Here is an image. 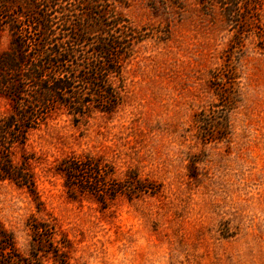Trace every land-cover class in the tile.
I'll use <instances>...</instances> for the list:
<instances>
[{
    "label": "rangeland",
    "instance_id": "1",
    "mask_svg": "<svg viewBox=\"0 0 264 264\" xmlns=\"http://www.w3.org/2000/svg\"><path fill=\"white\" fill-rule=\"evenodd\" d=\"M129 2L142 41L117 79L121 106L78 125L58 112L19 136L8 160L34 182L0 179V226L30 264H264V2L241 38L197 0ZM11 44L4 30L0 54ZM11 108L0 93V119ZM78 158L105 173L66 183Z\"/></svg>",
    "mask_w": 264,
    "mask_h": 264
},
{
    "label": "trees",
    "instance_id": "2",
    "mask_svg": "<svg viewBox=\"0 0 264 264\" xmlns=\"http://www.w3.org/2000/svg\"><path fill=\"white\" fill-rule=\"evenodd\" d=\"M160 1L184 11L185 0H154L155 5ZM197 2L207 16L219 12L224 26L237 30L239 38L261 23L264 0ZM130 6L129 0H0V35L4 30L12 35V47L0 54V93L12 103L10 114L0 119L1 180L32 186L29 168L23 163L14 166L7 153L16 144L23 147L19 136L27 140L29 132L48 117L61 112L78 125L93 107L113 115L121 106L124 86L117 85V79L123 78L124 65L135 44L142 41L141 32L123 12ZM36 35H41L43 44H33ZM218 119L225 124L214 128L228 130L227 118ZM205 122L213 126L210 118ZM90 167L97 168V174L105 173L99 162L67 161L62 170L66 183L78 181ZM132 181L142 191L138 178ZM48 231L47 226L35 229L37 236ZM32 260L34 256L25 258L13 234L0 226V264H30Z\"/></svg>",
    "mask_w": 264,
    "mask_h": 264
}]
</instances>
